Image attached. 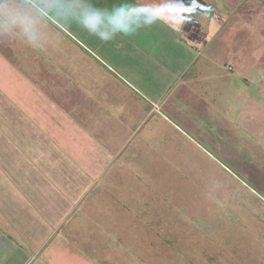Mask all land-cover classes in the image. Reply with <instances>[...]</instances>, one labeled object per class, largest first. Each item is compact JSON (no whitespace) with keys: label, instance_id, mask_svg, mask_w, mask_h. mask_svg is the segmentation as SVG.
<instances>
[{"label":"crops","instance_id":"1","mask_svg":"<svg viewBox=\"0 0 264 264\" xmlns=\"http://www.w3.org/2000/svg\"><path fill=\"white\" fill-rule=\"evenodd\" d=\"M35 2L56 5L53 0H0V126L15 122L13 111L20 122L18 137H10L13 126L5 129L7 137L0 134V264H100L82 241L83 208L98 176L121 173L129 141L123 144L120 137L106 134L124 126L134 135L154 110L153 103L166 107L186 102L190 95L223 113L211 101L217 99V84H228L235 76L246 95L236 123L264 147V0H186L188 10L182 15L168 7L175 0H81L86 15L94 9L110 19L116 9L131 5L158 9L163 17L134 35L117 34L107 42L83 27L79 8L66 7L64 42L79 53L67 52L64 58L56 53L58 59H50V85L52 72L59 69L54 63L63 58L66 82L59 85L63 80L57 72V85L81 87V109L66 106L81 111L80 117L74 115L80 137H56L52 117L41 119L40 104L23 106L24 98L18 97L16 107L3 96L10 77L25 82L6 33L19 30L20 18L40 12ZM6 6L18 15L13 18ZM36 86L35 94H41L38 79ZM205 94L214 97L208 100ZM27 108L34 111L28 125ZM30 131L32 137H27Z\"/></svg>","mask_w":264,"mask_h":264},{"label":"rangeland","instance_id":"2","mask_svg":"<svg viewBox=\"0 0 264 264\" xmlns=\"http://www.w3.org/2000/svg\"><path fill=\"white\" fill-rule=\"evenodd\" d=\"M53 1L52 8L35 2L40 12L20 18L17 32L7 31L25 82L10 77L3 96L13 99L16 107L18 97L24 98L19 103L23 106L40 104V118L52 117L56 137H80L82 128L74 115L80 117L81 111L66 106L81 109V87H58L57 72L63 80L59 85H65L63 58L67 52L79 53L64 42L66 7L80 9L82 3ZM56 53L63 58L54 63L59 69L52 72L50 85V59H58ZM37 79L41 94H35ZM238 81L235 76L228 84L218 81L217 99L204 95L223 113L189 95L191 101L166 107L153 103L154 110L134 135L124 126L106 134L120 137L123 144L129 141L121 173L98 176L83 208L82 241L86 239L90 258L100 264H264V147L236 123L246 102ZM16 113H11L17 118L13 124L0 126L3 137L9 126L15 134L10 137H18ZM33 113L26 109L27 125L33 123Z\"/></svg>","mask_w":264,"mask_h":264},{"label":"clouds","instance_id":"3","mask_svg":"<svg viewBox=\"0 0 264 264\" xmlns=\"http://www.w3.org/2000/svg\"><path fill=\"white\" fill-rule=\"evenodd\" d=\"M168 7L171 8L173 13L181 15L188 10L183 4V0H175ZM86 9V4L80 6L81 24L89 32L99 35L100 39L105 42L113 39L117 34L134 35L137 30L163 19L158 14V9L140 8L131 5H122L116 9L110 19L109 17L97 15L94 9H89L91 14L86 15ZM7 10L13 18L18 15L14 8L7 7ZM145 17H151V19H145Z\"/></svg>","mask_w":264,"mask_h":264},{"label":"trees","instance_id":"4","mask_svg":"<svg viewBox=\"0 0 264 264\" xmlns=\"http://www.w3.org/2000/svg\"><path fill=\"white\" fill-rule=\"evenodd\" d=\"M183 1H186V0H183Z\"/></svg>","mask_w":264,"mask_h":264}]
</instances>
